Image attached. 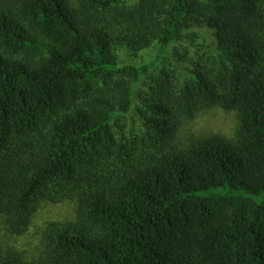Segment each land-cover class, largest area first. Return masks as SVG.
<instances>
[{
    "label": "trees",
    "instance_id": "1",
    "mask_svg": "<svg viewBox=\"0 0 264 264\" xmlns=\"http://www.w3.org/2000/svg\"><path fill=\"white\" fill-rule=\"evenodd\" d=\"M211 107L236 113L234 139L182 147ZM45 200L75 220L0 264H264V0H0L6 233Z\"/></svg>",
    "mask_w": 264,
    "mask_h": 264
},
{
    "label": "rangeland",
    "instance_id": "2",
    "mask_svg": "<svg viewBox=\"0 0 264 264\" xmlns=\"http://www.w3.org/2000/svg\"><path fill=\"white\" fill-rule=\"evenodd\" d=\"M197 43H203L200 37ZM197 44V45H198ZM192 54L195 55L194 52ZM142 56V55H141ZM192 57H195L192 55ZM121 60L130 61L127 52H121ZM133 62L137 61V58ZM147 83V82H146ZM146 83L142 82L133 101V107L129 114L125 115L119 125L126 127L129 131L139 132L141 122L137 108L139 107V93H145ZM238 127V119L235 112H227L217 107L204 108L195 118L184 119L177 135V141L182 147L191 141L211 136H222L226 139H234ZM129 130V131H128ZM76 204L74 201L53 203L49 200L41 201L36 205V211L32 216L29 230L21 236H10L6 233L3 219L0 218V249L10 248L20 252L28 261L37 260L42 257L43 234L50 223L72 222L76 218Z\"/></svg>",
    "mask_w": 264,
    "mask_h": 264
}]
</instances>
